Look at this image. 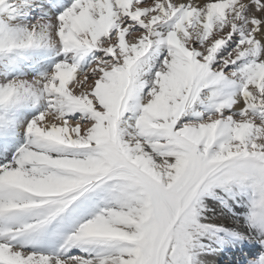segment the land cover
<instances>
[{
	"label": "snow or ice",
	"instance_id": "1",
	"mask_svg": "<svg viewBox=\"0 0 264 264\" xmlns=\"http://www.w3.org/2000/svg\"><path fill=\"white\" fill-rule=\"evenodd\" d=\"M0 264H264V0H0Z\"/></svg>",
	"mask_w": 264,
	"mask_h": 264
}]
</instances>
